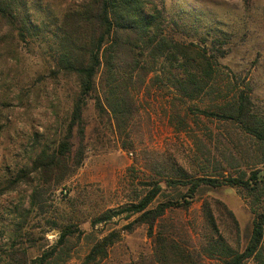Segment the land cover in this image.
<instances>
[{"label": "trees", "instance_id": "trees-1", "mask_svg": "<svg viewBox=\"0 0 264 264\" xmlns=\"http://www.w3.org/2000/svg\"><path fill=\"white\" fill-rule=\"evenodd\" d=\"M33 1L0 0V19L9 28L15 46L21 41L37 49L48 78L69 85L71 105L57 134L39 142L13 172L0 176V194L14 190L22 181L31 188L28 206L18 202L11 221L3 227L0 264H57L56 257L69 256L64 249L69 236L84 233L77 224L51 221L59 227L58 238L43 249L34 239L28 212L35 208L43 212L42 194L65 182L81 166L84 150L78 147L73 153L71 139L76 127L83 140L82 112L88 99L93 100L98 118H107L118 131H124L137 112L135 93L149 86L167 89L185 102L212 94L217 84V50L177 37L187 31L185 23L181 17L166 14L163 0H69L56 13L46 4L42 27L33 18L32 11L38 8ZM191 110L232 125L237 139L247 142V147L238 142L242 167L236 175L194 176L173 167L163 181L150 180L141 195L118 210L99 213L89 224L93 227L122 213L126 218L134 216L124 229L131 232L135 226L146 227L152 244L148 264H264V111L254 106L250 91L243 88H237L221 104ZM163 183L176 190V195L165 194ZM221 185L239 188L253 215L243 248L231 245L220 231L215 205L235 231L238 226L233 213L218 200L201 202L196 240L166 219L169 212L188 210L204 187ZM119 236V231H111L92 241L79 264L105 260Z\"/></svg>", "mask_w": 264, "mask_h": 264}, {"label": "rangeland", "instance_id": "rangeland-1", "mask_svg": "<svg viewBox=\"0 0 264 264\" xmlns=\"http://www.w3.org/2000/svg\"><path fill=\"white\" fill-rule=\"evenodd\" d=\"M163 1L166 14L181 17L185 23L187 31L177 33V37L217 50L215 89L201 99L183 102L167 89L149 86L135 93L137 112L124 131H118L107 118H98L93 100H87L82 112L83 140L76 127L71 139L73 153L78 147L84 150L81 166L65 182L42 194L43 212L36 208L28 212L34 239L43 249L58 238L59 227L51 221L77 224L83 230L81 236H69L64 247L69 256L56 257L57 264H79L92 241L111 231H119L120 236L99 264H148L152 244L146 227L138 225L131 232L124 229L134 216L126 218L122 213L93 227L90 219L105 210L124 207L149 188L147 182L163 181L173 167L194 176L207 173L215 177H220L219 173L235 176L242 167L236 148L238 142L247 147V142L237 139L235 128L191 108L221 104L237 88H243L250 91L254 106L264 111V0ZM33 2L38 6L32 11L33 18L42 27L46 4L56 13L69 0ZM13 42L9 28L0 19V176L19 167L39 142L53 138L71 105L69 85L46 76L37 49ZM29 184L22 181L14 190L0 194V243L14 206L18 202L28 206ZM163 188L165 194L177 193L164 183ZM243 196L237 187H204L188 210L169 212L166 219L178 224L183 235L187 231L185 234L196 240L201 202L218 200L233 213L238 226L235 231L215 205L220 231L231 245L243 248L253 216Z\"/></svg>", "mask_w": 264, "mask_h": 264}]
</instances>
